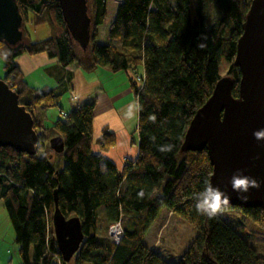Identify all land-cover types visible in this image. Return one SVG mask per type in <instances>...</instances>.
<instances>
[{
    "label": "trees",
    "instance_id": "1",
    "mask_svg": "<svg viewBox=\"0 0 264 264\" xmlns=\"http://www.w3.org/2000/svg\"><path fill=\"white\" fill-rule=\"evenodd\" d=\"M15 1L23 16V40L16 46L0 41L1 79L32 114L38 135L34 155L0 147V202L16 234L20 264H264V257L225 216L196 211L195 194L209 183L212 166L205 149L180 150L192 116L223 77V62L238 97L240 71L233 60L252 0H121L107 27L108 44L98 41L107 2L88 0L91 28L85 50L70 36L58 0ZM30 20L33 26L47 24L50 36L30 40L24 27ZM43 53L63 68L77 64L85 73L98 68L127 72L138 109V154L125 160L120 171L93 151L94 99L74 105L64 120L39 132L33 110L59 107L62 94L28 87L15 59ZM58 137L64 149L56 153L49 140ZM115 141V134L103 129L96 143L106 150ZM168 146L170 151L160 150ZM58 155L62 169L54 166ZM54 193L64 217L81 221L84 239L69 262L55 243ZM101 208L108 226L121 222L117 245L97 233ZM162 209L196 231L172 262L144 242ZM225 210H237L264 232L261 208Z\"/></svg>",
    "mask_w": 264,
    "mask_h": 264
},
{
    "label": "water",
    "instance_id": "2",
    "mask_svg": "<svg viewBox=\"0 0 264 264\" xmlns=\"http://www.w3.org/2000/svg\"><path fill=\"white\" fill-rule=\"evenodd\" d=\"M88 0H58L64 23L82 49L89 42L90 18ZM243 31L238 38L234 66L240 71L238 97H234L233 79H218L208 100L194 113L188 124L182 152L206 150L212 166L209 182L226 192L230 202L225 207L242 209L259 207L264 210V138L254 132L264 130V0L249 3ZM23 16L15 0H0V41L16 46L23 40ZM38 135L33 116L18 104V95L0 80V147L34 155ZM49 145L62 152L61 138H52ZM260 182L238 198L230 179L237 170ZM51 221L55 243L65 262L72 260L84 235L77 216L65 218L57 205Z\"/></svg>",
    "mask_w": 264,
    "mask_h": 264
},
{
    "label": "crops",
    "instance_id": "3",
    "mask_svg": "<svg viewBox=\"0 0 264 264\" xmlns=\"http://www.w3.org/2000/svg\"><path fill=\"white\" fill-rule=\"evenodd\" d=\"M15 60L28 87L33 90L46 87L62 94L59 107L45 110L36 107L33 110L39 132L57 120H64L74 105L94 99L93 151L104 154L118 171L122 169L125 160L133 161L136 158L138 109L127 72L112 73L108 69L98 68L97 71L85 73L77 64L63 68L57 59H49L45 53L32 57L21 55ZM129 111L132 112L131 116L128 115ZM103 129L114 133L116 137V144L106 150H101L96 143Z\"/></svg>",
    "mask_w": 264,
    "mask_h": 264
},
{
    "label": "rangeland",
    "instance_id": "4",
    "mask_svg": "<svg viewBox=\"0 0 264 264\" xmlns=\"http://www.w3.org/2000/svg\"><path fill=\"white\" fill-rule=\"evenodd\" d=\"M121 0H106V19L104 26L99 28L100 37L98 41L101 44H108L107 27L109 22L114 18L115 10L118 2ZM31 18V14L28 15ZM28 38L32 41H41L50 36V27L47 24L33 26L31 20L25 25ZM3 61L0 59V80L4 76ZM226 63L223 62L221 67L222 76H226ZM135 136V132H133ZM54 166L58 169H62L63 158L56 156L54 160ZM222 217L228 220L234 229L238 230L251 245L254 246L258 254L264 257V232L261 228L253 223L248 217H245L237 210H225L221 212ZM159 219L155 224H152L149 231L146 233L144 239L146 246L150 249H154L163 256L165 260L169 262L176 261L177 257L187 249L186 247L195 237V229L190 226L184 219L174 215L167 209H162L159 214ZM100 222L98 223L97 233L99 235L108 236V224L104 223L103 209L99 211ZM154 223V222H153ZM16 234L14 233L13 225L10 223V219L4 210L3 203L0 202V264H20L21 257L18 250L19 245L15 242Z\"/></svg>",
    "mask_w": 264,
    "mask_h": 264
},
{
    "label": "clouds",
    "instance_id": "5",
    "mask_svg": "<svg viewBox=\"0 0 264 264\" xmlns=\"http://www.w3.org/2000/svg\"><path fill=\"white\" fill-rule=\"evenodd\" d=\"M129 116L132 112L129 111ZM154 119V117H153ZM254 138L262 139L264 138V130L254 132ZM161 151H170L171 146L167 148L162 147ZM230 184L233 191L238 193V198L246 199V196L240 195L247 193L250 188H259L260 182L256 179L246 176L243 174L242 170H237L230 179ZM196 211L200 214L207 215L208 217H214L218 213L224 210L230 202L228 194L222 191L218 186H213L210 182L206 184L203 191L197 192L195 194Z\"/></svg>",
    "mask_w": 264,
    "mask_h": 264
},
{
    "label": "built area",
    "instance_id": "6",
    "mask_svg": "<svg viewBox=\"0 0 264 264\" xmlns=\"http://www.w3.org/2000/svg\"><path fill=\"white\" fill-rule=\"evenodd\" d=\"M137 83L140 84V79H136ZM108 235L110 240L117 245L121 240L123 229H121V222L116 221V223H112L107 227Z\"/></svg>",
    "mask_w": 264,
    "mask_h": 264
},
{
    "label": "bare ground",
    "instance_id": "7",
    "mask_svg": "<svg viewBox=\"0 0 264 264\" xmlns=\"http://www.w3.org/2000/svg\"><path fill=\"white\" fill-rule=\"evenodd\" d=\"M8 85V84H7ZM9 87V86H8Z\"/></svg>",
    "mask_w": 264,
    "mask_h": 264
}]
</instances>
